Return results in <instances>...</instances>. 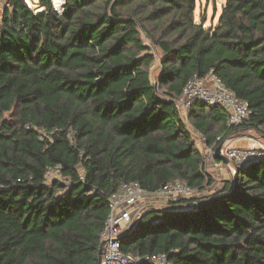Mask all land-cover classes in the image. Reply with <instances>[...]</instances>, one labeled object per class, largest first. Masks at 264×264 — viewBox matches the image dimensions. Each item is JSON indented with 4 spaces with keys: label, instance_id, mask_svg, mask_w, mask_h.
Instances as JSON below:
<instances>
[{
    "label": "trees",
    "instance_id": "16d2710c",
    "mask_svg": "<svg viewBox=\"0 0 264 264\" xmlns=\"http://www.w3.org/2000/svg\"><path fill=\"white\" fill-rule=\"evenodd\" d=\"M38 2L41 11L0 5V264H97L121 183L148 193L174 179L196 191L212 184L175 108L191 76L212 71L251 109L234 126L221 105L196 100L186 118L206 145L240 128L264 137V0H223L208 27L195 20L196 0H64L61 11ZM55 167L60 178L47 179ZM231 185L150 208L122 250L173 264H264V158Z\"/></svg>",
    "mask_w": 264,
    "mask_h": 264
},
{
    "label": "built area",
    "instance_id": "2783aa9c",
    "mask_svg": "<svg viewBox=\"0 0 264 264\" xmlns=\"http://www.w3.org/2000/svg\"><path fill=\"white\" fill-rule=\"evenodd\" d=\"M7 2L8 0H0V5H7ZM196 100L205 102L208 106L221 105L225 110L228 125H242L251 115L248 101L237 97L235 92L226 87L212 71L203 76H191L175 99V108L179 113H187ZM214 148V146H205L202 155L203 168L207 167V164L214 168L225 167L231 175L235 168L264 158L263 146L226 147L222 144L220 153L229 160L224 164L213 157ZM55 176L60 178L57 167L48 170L46 175L47 179ZM196 194V189L182 179L166 182L151 193L142 189L136 181L121 183L108 197V214L99 234L100 241H105L101 264H173L166 253L141 254L131 250L124 251L121 248L120 238L126 235L124 233L132 224L134 226L141 216L152 208L151 199L156 198L171 206L181 199L195 197Z\"/></svg>",
    "mask_w": 264,
    "mask_h": 264
},
{
    "label": "rangeland",
    "instance_id": "374dc122",
    "mask_svg": "<svg viewBox=\"0 0 264 264\" xmlns=\"http://www.w3.org/2000/svg\"><path fill=\"white\" fill-rule=\"evenodd\" d=\"M54 0H52L53 3V7L55 9H57V6L55 5V3L53 2ZM27 2L29 3V5L35 10L38 11L36 9L37 6H39V2L38 0H27ZM62 2H64V0H62ZM223 3V0H196V5H195V10H194V17L196 21H202L204 22V26L208 27L210 25H214L216 24L218 17H219V13H220V8H221V4ZM1 4V3H0ZM63 4V3H62ZM60 11V9H58ZM57 10V11H58ZM142 39L144 40L145 43H147V39L145 38V36L141 35ZM151 53H153L154 55V60L153 62L150 64V66L148 67V71L150 74V79L152 81V83L156 82V78H157V74L159 72V49L156 47H151ZM143 54V53H141ZM161 91V89H160ZM186 113L184 112L183 115H185ZM184 120L186 118V116H183ZM186 127L188 128V130L190 131V134L193 138V142L196 144V146L198 147V149L204 153V149H202L205 146V140L199 135L198 132H196L191 124L189 123V121H187L186 119ZM220 144L225 145L226 147H249V146H263L264 147V137L256 130L254 129H250V128H240L238 130H236L234 133L227 135L226 137H224L221 141ZM209 164H207L208 166ZM224 168V167H223ZM209 170H207L208 172ZM224 172L225 174L221 173ZM214 170L212 172H208L206 173L211 179H212V184L208 187H205L204 190L201 191H197V194L195 195L196 197H203L205 195H211L217 191H219L223 185H224V181L228 180V181H232L233 179V174L231 175L228 172H225L224 169L222 170ZM210 173V174H209ZM53 176V174H51ZM58 177V176H57Z\"/></svg>",
    "mask_w": 264,
    "mask_h": 264
},
{
    "label": "water",
    "instance_id": "95a60500",
    "mask_svg": "<svg viewBox=\"0 0 264 264\" xmlns=\"http://www.w3.org/2000/svg\"><path fill=\"white\" fill-rule=\"evenodd\" d=\"M62 8V7H61ZM222 144H218L217 146H215L214 151H213V157L215 159L221 160L224 164H227L229 162L228 158L225 157L224 155H222L220 153V149H221ZM237 173H238V168H235V171L233 173V179H232V185L231 188L229 189V192L234 191L235 187H236V177H237ZM216 198H218V196H212V197H208V198H204V199H200L194 202H191L190 204H188V206H183V207H172V209L174 208L175 210H184V209H199L209 203H211L212 201H214ZM156 209V208H153ZM160 210V209H159ZM133 227V224L126 230V232L124 234H127L131 228ZM105 241L101 240L98 246V254H97V264H101V255H102V251H103V246H104Z\"/></svg>",
    "mask_w": 264,
    "mask_h": 264
},
{
    "label": "crops",
    "instance_id": "0c3cea01",
    "mask_svg": "<svg viewBox=\"0 0 264 264\" xmlns=\"http://www.w3.org/2000/svg\"><path fill=\"white\" fill-rule=\"evenodd\" d=\"M184 113H180V116H181V118L183 119L184 117L183 116H186V114L185 115H183ZM186 119L187 118H185V122H186ZM188 121V120H187ZM200 135V134H199ZM201 136V135H200ZM202 137V136H201ZM203 138V137H202ZM193 139V138H192ZM195 144V143H194ZM195 146H196V144H195ZM205 146H206V143H205ZM205 146L202 148V149H205ZM197 147V146H196ZM197 149H198V147H197ZM199 150V149H198ZM200 151V150H199ZM203 150H201L200 151V153L203 155V152H202ZM204 169V171L206 172V173H208V172H212V171H214V170H222V169H224V171L225 172H228L227 171V169L224 167H218V168H214V167H212L210 164L206 167H204L203 168ZM207 170H209L208 172H207ZM221 173L222 174H225L224 172H222L221 171ZM229 173V172H228ZM210 174V173H209ZM215 183V182H214ZM213 183V184H214ZM212 184V185H213ZM150 206L152 207V208H156V209H164V208H166V207H169L167 204H165V203H163L162 201H160V200H158V199H156V198H154V199H151V202H150Z\"/></svg>",
    "mask_w": 264,
    "mask_h": 264
},
{
    "label": "bare ground",
    "instance_id": "6f19581e",
    "mask_svg": "<svg viewBox=\"0 0 264 264\" xmlns=\"http://www.w3.org/2000/svg\"><path fill=\"white\" fill-rule=\"evenodd\" d=\"M54 3H55V5L57 6V9L56 10H58V9H61V7H62V0H54L53 1ZM36 9L38 10V11H41L42 10V7L39 5V6H37L36 7ZM59 11V10H58ZM61 11V10H60Z\"/></svg>",
    "mask_w": 264,
    "mask_h": 264
}]
</instances>
